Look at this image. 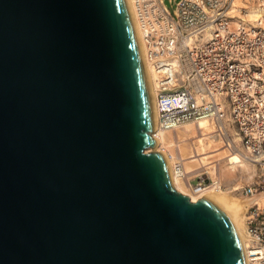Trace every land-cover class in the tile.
<instances>
[{
    "label": "water",
    "instance_id": "1",
    "mask_svg": "<svg viewBox=\"0 0 264 264\" xmlns=\"http://www.w3.org/2000/svg\"><path fill=\"white\" fill-rule=\"evenodd\" d=\"M154 130L126 0H0V264H246Z\"/></svg>",
    "mask_w": 264,
    "mask_h": 264
},
{
    "label": "built area",
    "instance_id": "2",
    "mask_svg": "<svg viewBox=\"0 0 264 264\" xmlns=\"http://www.w3.org/2000/svg\"><path fill=\"white\" fill-rule=\"evenodd\" d=\"M136 0L146 58L159 75V127L172 129L211 119L243 154L256 162L255 179L243 186L250 261L264 264V26L248 24L235 0ZM240 9V10H239ZM235 129V135L229 131ZM231 144L233 146H231ZM175 174L201 198L221 185L207 173ZM194 185V186H193Z\"/></svg>",
    "mask_w": 264,
    "mask_h": 264
},
{
    "label": "bare ground",
    "instance_id": "3",
    "mask_svg": "<svg viewBox=\"0 0 264 264\" xmlns=\"http://www.w3.org/2000/svg\"><path fill=\"white\" fill-rule=\"evenodd\" d=\"M129 10H130V14L136 29V33L139 39V43L141 46V50L143 53V57L145 60V64H146V68H147V73H148V78H149V84H150V90H151V94H152V98H153V104H154V110H155V130L151 131V135L152 138H156L158 141V144L155 148L153 147H149L146 152H152L154 151H162L165 155V158L167 160L168 163V167H169V172H170V176H171V180H172V184L173 187L180 192L183 195H187L189 196V199L192 202H196L198 201L200 198L199 195L195 194V188L194 187H190L186 181H184L183 179L179 178L177 176V174H175L173 166L174 163L180 161L184 164L185 169L189 172V176L195 173H207L210 177H212L214 180H217L221 187L220 188H209L208 190H206L203 194V196H209L210 198H212L213 200H215L216 202H218V204L224 209V211L228 214V216L230 217L232 224L239 236V239L241 241L242 244V248H243V253H244V257H245V262L246 264H259L258 261H250L248 256H247V247L251 244V239L249 237V234L247 233V226H246V212L247 209L249 208L251 202H250V198L248 196H246L245 194H243V186L251 183L254 179H252L251 181L244 183L242 185H238L233 187L229 192H235V191H239L241 192L246 198H247V209L245 214H240L244 207H245V203L235 197H231L228 196L226 194V192L224 190H220V189H225L226 186L224 185L222 179H221V167H220V161L223 158L228 159L229 163L232 165V168H237L238 166H246L247 164L251 163V164H256V166L258 167L257 163L252 161L251 159H249L248 157H246L243 154V150L244 147L243 145H241L239 139L237 138V136H234L236 143H237V148L234 149V147H229V143H232L230 139H228L226 137L227 133H222L220 131L219 125H217L214 121H212L211 119H201L197 122H188L185 123L181 126H177L175 128L172 129H162L159 127V121H158V104H157V97H158V93H159V75L157 74L154 66L147 60L146 58V48L144 45V41H143V37L141 35V29L139 26V21L137 19V15H136V10H135V3L136 0H126ZM238 0H235V7L236 8H246V7H240L238 6L237 3ZM240 10V9H239ZM238 15H240V17L242 18V20L244 19V21H246L248 24L252 25V24H256L257 22H260L263 18L262 15L257 13V11H249L248 8L245 11V14H241L240 11L237 12ZM258 16L256 19L251 18V16ZM263 21V20H262ZM263 23V22H262ZM198 126V133H199V147L198 149L194 146H192V151L191 153L187 156L184 157L181 153V148H180V144L182 145V143H184L187 140L184 139H180L178 137V134L175 136V138H173L174 140V145L170 146L172 152L168 154V149L167 146L165 145V139H166V134L169 132H173V131H177L180 128L183 127H187V126ZM233 128V127H232ZM211 129V130H209ZM234 129V128H233ZM209 130V131H208ZM173 134V133H171ZM232 134V133H231ZM174 135V134H173ZM232 135H235L232 134ZM207 138H212L214 140H220V142L222 143L221 145L217 146L219 149L214 150L209 152L206 147H205V141ZM191 139V137L189 138ZM188 139V140H189ZM210 140V139H209ZM231 146H233L231 144ZM223 151H228V153H226L224 156L221 155V153ZM190 155H192L191 157H189ZM212 156V157H211ZM214 156V157H213ZM196 157H198V160L195 159ZM184 187L188 188L189 190L185 189ZM210 190H220V191H210ZM208 191V192H207ZM202 196V197H203Z\"/></svg>",
    "mask_w": 264,
    "mask_h": 264
},
{
    "label": "rangeland",
    "instance_id": "4",
    "mask_svg": "<svg viewBox=\"0 0 264 264\" xmlns=\"http://www.w3.org/2000/svg\"><path fill=\"white\" fill-rule=\"evenodd\" d=\"M166 3L170 7V3L168 0H166ZM236 4L240 7H246V10L248 8L249 11H257V13L261 14L263 18L262 20H263V26H264V0H238ZM250 16L253 19H256L258 17L257 15L256 16L250 15ZM198 131L199 129L197 125L196 126L191 125V126L180 128L177 131L167 133L166 134L167 136L165 139L166 140L165 145L167 146L168 154L172 152L170 146L174 145L173 138H175L177 134L180 139L187 140L184 143H182V145L180 144V148H181L180 150L184 157H187L191 153L192 146L198 149L199 147ZM229 131L232 134L235 133V129H233L232 127H230ZM171 133H173L174 135ZM190 137L191 139H189ZM204 141H205V147L209 152L214 151L216 149L218 150L219 148L217 146L222 144L220 140L218 141L212 138H207ZM226 153H228V151H223L221 155L224 156ZM191 156L192 155H190L189 157ZM195 159L198 160V157H196ZM220 167H221V173H220L221 179L224 185L226 186L225 189H220V190H224L228 196L238 198L245 203V207L243 211L240 213L244 215L247 209V205H248L247 198L239 191H235V192L234 191L229 192V191L235 186L242 185L254 179L258 172V167L256 166V164L254 165V164L249 163L246 166H238L237 168H232V165L229 163L228 159L226 158H223L220 161ZM184 188L189 190L186 187ZM220 190H210V191H220Z\"/></svg>",
    "mask_w": 264,
    "mask_h": 264
}]
</instances>
